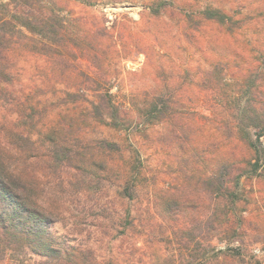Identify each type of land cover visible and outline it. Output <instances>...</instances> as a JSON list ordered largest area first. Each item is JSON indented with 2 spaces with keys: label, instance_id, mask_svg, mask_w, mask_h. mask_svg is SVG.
Returning <instances> with one entry per match:
<instances>
[{
  "label": "rangeland",
  "instance_id": "1",
  "mask_svg": "<svg viewBox=\"0 0 264 264\" xmlns=\"http://www.w3.org/2000/svg\"><path fill=\"white\" fill-rule=\"evenodd\" d=\"M11 1L0 131L48 155L59 257L0 264H264V0Z\"/></svg>",
  "mask_w": 264,
  "mask_h": 264
},
{
  "label": "trees",
  "instance_id": "2",
  "mask_svg": "<svg viewBox=\"0 0 264 264\" xmlns=\"http://www.w3.org/2000/svg\"><path fill=\"white\" fill-rule=\"evenodd\" d=\"M12 3H17V0H12L10 5ZM202 14L206 19L221 24L228 18L221 9L214 7L204 9ZM28 20L21 21V25L30 28L32 23ZM4 38V35L0 36V100H6L10 94L6 65L9 55L7 42L10 39ZM162 104L165 105V102ZM158 105L156 102L152 104L150 112L153 115L162 114L163 109ZM13 137L14 139L9 141L0 131V261L4 258L6 250L14 247L30 249L48 258H58L56 243L50 232L52 211L29 194L32 189L29 183L39 178L37 172L31 169V165L48 158V155L40 151L31 134L18 132ZM65 152V148L50 151L52 164L62 165Z\"/></svg>",
  "mask_w": 264,
  "mask_h": 264
}]
</instances>
